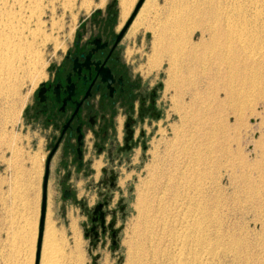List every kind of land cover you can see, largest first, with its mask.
<instances>
[{
  "label": "rangeland",
  "instance_id": "rangeland-1",
  "mask_svg": "<svg viewBox=\"0 0 264 264\" xmlns=\"http://www.w3.org/2000/svg\"><path fill=\"white\" fill-rule=\"evenodd\" d=\"M33 1L24 10V20L16 24L18 28L23 27L20 37L11 39L14 43L0 48V264H175L170 240L177 234L167 235L165 232L162 235L156 231L157 234H150L152 238L149 234L144 235L143 215L146 210L140 204L138 206L139 195L150 194L151 186L148 183L154 182V174L157 176L163 169L165 176L169 173L174 176L173 172L177 174L175 169L186 171L187 175L190 172L188 176L195 178V184L201 185L197 199H200L202 206L205 204L202 209L205 211L203 217L205 215L207 220V230L204 232L207 240L194 244L197 248L190 245V251L193 252L189 253L196 257L189 264H199L198 260L206 257V264H264V61L263 84L260 86L255 78L254 81L247 79L246 83L242 81L244 74L250 73L248 71L255 69L256 72L257 65H246V68L240 62L244 58L242 54H258L257 45L264 46V15L256 22L255 26H260L258 29L253 23L247 25L244 37L250 44L244 49L245 52L230 41L234 57H231L229 64L222 62L219 54L213 51L209 53L208 48L200 43L199 34L204 30L205 38L208 29L215 27H219L221 33L223 20L220 15L223 17L222 14L239 0L150 1L144 23L150 25L151 29L141 28L134 34L129 33L128 37L134 39L138 33L142 36L139 55L146 68L156 38L154 34L161 36L156 41L162 44L157 47L161 53L159 55H165H158L156 59L160 64L155 63L149 73L150 82L159 83L162 116L154 126L147 127L146 149L142 151L136 148L132 162L122 166V174L117 180L118 189L110 205L116 208V235L111 237L108 231L104 237L94 240L84 227L86 217L77 199L62 198L51 179L46 214L54 233L52 247L56 248V255L49 249L46 252L42 242L36 262L45 150L42 148L44 141L25 122L24 110L36 86L45 77L49 64L61 56L70 42L80 19L95 8L103 7L108 0H104L101 5V0ZM254 1L261 15L264 12V0ZM136 2L134 0L133 6ZM83 5L90 7L86 9ZM124 18L121 14V19ZM170 35H173L171 39ZM220 35L218 39L222 42L224 35ZM167 42L172 49L166 45ZM172 42H177V45ZM189 42L195 44L194 49H197L193 53L197 52L195 55L199 57L190 60L182 55L178 57L179 50L189 46ZM174 48H178L177 51ZM28 50L40 52V66L33 69L26 66ZM169 58L175 62H168ZM177 63L180 70L176 67ZM168 64H176L169 81ZM236 68L238 71H235ZM231 72H237V77H224ZM227 83L234 86L235 94L232 97L225 93L229 88ZM173 176L170 188L166 189V203L170 205L177 191L183 190L184 184L178 185L177 177ZM79 191L77 196L82 198L81 193L84 191ZM84 199L91 206L96 196L90 192ZM120 203L124 205L123 211L118 208ZM110 218L108 215L107 219Z\"/></svg>",
  "mask_w": 264,
  "mask_h": 264
},
{
  "label": "flooded vegetation",
  "instance_id": "flooded-vegetation-1",
  "mask_svg": "<svg viewBox=\"0 0 264 264\" xmlns=\"http://www.w3.org/2000/svg\"><path fill=\"white\" fill-rule=\"evenodd\" d=\"M133 8L122 20L118 2L108 0L83 16L23 115L44 141L46 205L52 179L62 198L77 199L94 240L108 231L115 237L116 208L110 205L122 166L132 162L136 148L146 149L147 127L162 116L159 83L150 82L139 55L142 36L128 37L137 14L125 27ZM90 192L96 200L88 206Z\"/></svg>",
  "mask_w": 264,
  "mask_h": 264
},
{
  "label": "bare ground",
  "instance_id": "bare-ground-1",
  "mask_svg": "<svg viewBox=\"0 0 264 264\" xmlns=\"http://www.w3.org/2000/svg\"><path fill=\"white\" fill-rule=\"evenodd\" d=\"M31 0H0V48L3 46H7V44H9L10 42L11 43H14L12 42L13 40L11 39H16L18 37H20V35L22 34L23 32V27L22 28H18L16 27V24L19 23L20 21L24 20L25 18V15H24V10L30 5V2ZM35 1V0H34ZM33 1V2H34ZM104 0H101L99 4H102ZM120 1V7H121V14H122V17L124 18L130 8L133 6V3H134V0H119ZM150 1L151 0H144L142 6L140 7L136 17L134 18L131 26H130V29H129V32L128 34H134L136 33L138 30H140L141 28H144V29H151L150 25L148 26L147 23L145 24L144 21H145V16H146V10L149 8L150 6ZM85 1H83L81 3L84 4ZM88 2V1H87ZM36 3V2H35ZM90 5V4H89ZM89 5H83V7L85 6L86 9H88V7H90ZM263 8V7H262ZM260 10L259 8L257 9V6H256V2L254 0H239V1H236V3H234V5L230 8V9H227V12H224L222 15L223 17L220 15L221 19L223 20V26L221 27V33H220V29L218 27V29H216L215 26L218 25V23L215 24V26H211V27H215V28H209L208 29V32H207V36L205 38H203L204 34H205V31L204 30H201V40H200V43H202L203 46H205V48H208V51L209 53H211L213 51V53H217V55L219 54L221 56V59L222 62L224 61L225 64H229V60H231V57L233 58L234 56L232 55V52H233V48L232 46L229 44L230 41L232 42V44L234 43L237 47V48H240L242 51H244V49H246L249 44H250V41L247 39V37H244V33H246L245 29L247 27V25L249 26L250 23H253L254 24V27H257V29L260 27L258 26H255L256 25V22H259L257 21L258 19L260 20L261 18H259L260 16H263L264 12L260 15ZM219 17V15H218ZM218 19V18H217ZM219 18V20H221ZM217 20V21H219ZM178 22V21H176ZM263 22V20H262ZM172 23V22H170ZM220 23V21H219ZM177 24V23H176ZM211 25V24H210ZM209 25V26H210ZM212 25H214L212 23ZM222 25V24H221ZM263 25V23H262ZM261 25V26H262ZM177 26V25H176ZM169 27V26H167ZM165 28V27H164ZM248 28V27H247ZM162 29V28H161ZM261 29V28H260ZM175 30V29H174ZM178 30V29H176ZM207 30V29H206ZM154 31V30H152ZM163 31V29H162ZM166 31V30H165ZM261 31V30H259ZM38 32V31H37ZM158 32V31H157ZM161 32V30L159 31ZM167 32V31H166ZM173 32V31H172ZM171 32V33H172ZM178 32V31H177ZM30 33V32H29ZM33 33V31H32ZM155 33V32H153ZM192 33V32H191ZM224 35V40L222 42H220V40L218 39V36L220 34ZM163 34V33H162ZM165 34V33H164ZM170 34V33H169ZM193 34V33H192ZM156 38L153 40L154 43H153V48L152 49V54L150 56V59H149V65L146 67V72L149 73L150 70L152 69L153 65L156 63V65H159L160 62L157 61V57L159 56H163L165 55L164 50L161 52L163 53V55H159L161 54L159 52V47H157L159 44L161 45L162 43L160 42L159 44H157V41L158 39H160V34L159 35H156ZM39 36V35H38ZM153 36V37H155ZM159 36V37H158ZM166 36V35H165ZM171 36V35H170ZM169 36V37H170ZM180 36V35H178ZM191 36V34L189 35V37ZM221 36V35H220ZM45 37V36H43ZM164 37V36H162ZM173 37V35L170 37V39ZM176 37V36H175ZM181 37V36H180ZM178 39V38H177ZM188 39V38H187ZM162 40V39H161ZM159 40V41H161ZM164 41L166 40L163 39ZM173 40V39H172ZM171 40V41H172ZM16 41V40H15ZM44 41V40H43ZM152 41V42H153ZM163 41V42H164ZM168 41V39H167ZM175 41V40H174ZM177 41V40H176ZM179 41V40H178ZM190 41V40H189ZM170 42V41H169ZM167 42L166 45L171 48V42L169 43ZM193 42V41H191ZM191 42H189V46L183 48V49H180L179 50V55L178 57H183L185 56L186 59L190 60L191 58L195 59V58H198L197 55H195L193 52H195L194 49L195 48V44H192ZM44 43V42H43ZM173 44H176L177 45V42L174 43L172 42ZM195 43V42H194ZM180 44V43H179ZM197 44V43H196ZM233 44V46H234ZM165 45V47H166ZM259 45V44H258ZM257 47H259V50H258V54H254V55H243L242 54V57L244 56V58L242 60H240L241 63H243V66H246V65H250V66H255L257 65V69H256V72L254 70H250L248 72L250 73H245L244 71V77L242 75V77L244 78L242 81L244 82L245 80V83H246V80H250V81H254V78L255 80L258 82L257 85H261L263 84V74H262V71H263V62L264 60H262V58H264V46L263 45H259ZM29 46V45H28ZM152 46V44H151ZM163 46V45H162ZM180 46V45H179ZM197 46V45H196ZM199 46V45H198ZM168 47V48H169ZM173 47V46H172ZM175 47V46H174ZM177 47V46H176ZM160 48H163V47H160ZM179 48V47H178ZM178 48H174V50L178 49ZM181 48V47H180ZM203 48V47H202ZM205 48H203L205 50ZM29 49V47H28ZM37 49V48H36ZM35 49V50H36ZM167 49V48H166ZM202 49V50H203ZM239 49V50H240ZM258 49V48H257ZM27 50V49H26ZM25 50V51H26ZM35 50H28L29 53H28V56H27V59H26V66H28V68H35L37 67L39 64H40V52L38 53L37 51ZM207 50V49H206ZM177 51V50H176ZM176 51L175 54H176ZM198 51V50H197ZM42 52V51H41ZM207 52V51H206ZM245 52V51H244ZM166 53H168L166 51ZM173 52H171L170 54H172ZM200 53V52H199ZM234 53V52H233ZM242 53V52H240ZM27 54V53H26ZM174 54V55H175ZM237 54V52H236ZM159 55V56H158ZM167 55V54H166ZM211 55V54H210ZM215 55V54H214ZM237 55H241V54H237ZM236 55V56H237ZM169 56V54H168ZM206 56V54H205ZM204 56V57H205ZM208 56V55H207ZM213 56V55H212ZM172 57V56H171ZM211 57V56H210ZM177 58V57H176ZM214 58V57H213ZM218 58V57H217ZM237 59V57H235ZM234 58V59H235ZM159 59V58H158ZM160 61H162V58L160 57ZM178 59V58H177ZM176 59V60H177ZM200 59V58H199ZM202 59V58H201ZM205 59V58H204ZM208 59H209V56H208ZM206 59V61L208 60ZM215 59V58H214ZM220 59V58H219ZM218 59V60H219ZM235 59V60H236ZM174 61V59H171L169 58L168 59V62L169 61ZM198 60V59H197ZM211 60V59H210ZM238 60V59H237ZM192 61H195V60H191ZM204 61V60H203ZM216 61V60H215ZM158 62V63H157ZM178 62V61H177ZM219 61H217V64H218ZM221 62V63H222ZM232 61H230L231 63ZM42 63V62H41ZM185 63V62H184ZM198 63V62H197ZM202 63V62H201ZM215 64V63H214ZM220 64V63H219ZM218 64V65H219ZM223 64V63H222ZM233 64V63H232ZM239 63H237L238 65ZM180 65V63H179ZM187 64H185L186 66ZM189 65V63H188ZM187 65V66H188ZM200 65V64H199ZM216 65V64H215ZM213 65V68L214 66ZM221 65V64H220ZM236 65V64H235ZM241 65V64H240ZM40 66V65H39ZM155 66V65H154ZM169 68H168V75H167V81H169L170 78V75L171 77H173V75L171 74L173 68H175L176 64H168ZM234 65H232L233 67ZM242 66V65H241ZM246 66V68L248 67ZM177 69H178V63H177ZM217 67V66H216ZM215 67V68H216ZM219 67V66H218ZM226 67H229V65H226ZM240 67V66H238ZM183 68V66H182ZM212 68V69H213ZM185 69V68H184ZM227 69V68H226ZM225 69V70H226ZM232 69V68H231ZM234 69V68H233ZM232 69V70H233ZM238 68H236L235 71H238L237 70ZM242 69V68H240ZM251 69V68H250ZM180 70V69H178ZM215 70V69H214ZM218 70V68H217ZM244 70V69H243ZM246 70V69H245ZM248 70V69H247ZM246 70V71H247ZM175 71V70H174ZM183 71H186V70H183ZM227 71V70H226ZM175 72H178L177 70ZM218 72V71H217ZM229 72V70H228ZM242 72V70L240 71ZM254 72V74H253ZM173 73V72H172ZM185 73V72H184ZM214 73L216 74V72L214 71ZM213 73V74H214ZM243 73V72H242ZM180 74V72H179ZM187 74V73H186ZM221 74V73H220ZM217 75V74H216ZM215 75V76H216ZM237 75V72L236 73H232L227 76H224V77H228V78H233ZM175 76L177 77V73H175ZM183 76V74H182ZM237 77V76H236ZM240 78V77H239ZM185 79V78H183ZM209 79V78H208ZM222 79V78H221ZM236 79V78H235ZM187 80V79H186ZM212 80V79H211ZM233 80V79H232ZM172 81V80H171ZM170 81V82H171ZM177 81V80H176ZM195 81V80H194ZM200 81V80H199ZM209 82V80H207ZM226 81V80H225ZM229 81V79L227 80ZM231 81V80H230ZM207 82V83H208ZM215 82V81H214ZM218 82V81H217ZM235 81H233L234 83ZM242 82V84H243ZM173 83V82H172ZM171 83V84H172ZM177 83V82H175ZM211 83V82H210ZM229 83V82H228ZM227 83V86L231 85L229 84L228 85ZM232 83V81H231ZM166 84V82H165ZM168 84V83H167ZM166 84V85H167ZM170 84V83H169ZM170 84V85H171ZM216 84V83H215ZM252 84V82H251ZM254 84V83H253ZM252 84V85H253ZM169 85V86H170ZM174 85V84H173ZM181 85V84H180ZM214 85V84H213ZM220 85V84H219ZM234 85V84H232ZM250 86V84H248ZM252 85H251V89H252ZM168 86V87H169ZM215 86V85H214ZM223 86V84H222ZM226 86V88H227ZM243 86V85H242ZM248 86V87H249ZM167 87V88H168ZM173 87V86H172ZM234 87V86H233ZM232 86H229V88H227L225 90V93L226 95H228V97H232L234 96L235 94V90L233 89ZM247 87V88H248ZM198 88V87H197ZM196 88V89H197ZM225 88V87H224ZM246 88V87H245ZM245 88H242V89H245ZM250 88V87H249ZM261 88V87H260ZM214 89V88H213ZM223 89V88H222ZM241 89V90H242ZM259 89V88H258ZM216 90V89H215ZM214 90V91H215ZM256 90V89H254ZM253 90V91H254ZM263 90V89H262ZM200 91V90H199ZM240 91V90H239ZM207 92V91H206ZM191 93V92H190ZM216 93V92H215ZM223 93V92H222ZM238 93V92H237ZM186 94V93H185ZM195 94V93H194ZM213 94V93H212ZM217 94V93H216ZM261 95V94H260ZM214 96V95H213ZM264 96V94H263ZM190 97V96H189ZM215 97V96H214ZM219 97V96H217ZM192 98V97H191ZM220 98V97H219ZM222 98V97H221ZM230 99V98H229ZM228 99V100H229ZM234 99V98H233ZM232 99V100H233ZM219 100V99H218ZM227 100V98H226ZM217 104V103H216ZM221 104V103H220ZM230 122V121H229ZM204 125V124H203ZM218 126V125H217ZM213 127V126H212ZM198 130V129H197ZM218 130V129H217ZM197 133V132H196ZM222 133V132H221ZM193 134V133H192ZM205 134V133H204ZM208 135V134H207ZM191 136V135H190ZM189 136V137H190ZM198 136V135H197ZM205 137V136H204ZM187 138V137H186ZM207 138V137H206ZM225 140V139H224ZM180 141V140H179ZM202 141V140H201ZM226 142V141H225ZM190 143V142H189ZM197 143V142H196ZM223 144V143H222ZM189 145V144H188ZM187 145V146H188ZM204 145V144H203ZM218 145V144H217ZM220 145V144H219ZM182 146V145H181ZM190 146V145H189ZM169 147V146H168ZM179 147V146H178ZM212 148V146H211ZM209 149V148H208ZM194 150V149H193ZM154 151V150H153ZM178 151V150H177ZM186 152V151H185ZM210 152V151H209ZM154 153V152H153ZM195 155V154H194ZM215 155V154H214ZM156 159V158H155ZM166 159V158H165ZM176 160V159H175ZM187 160V159H186ZM166 161V160H165ZM178 162V161H177ZM176 162V164H177ZM199 162V161H198ZM175 163V162H174ZM164 164V163H163ZM175 164V165H176ZM179 164V163H178ZM168 165V164H166ZM185 165V164H184ZM192 165V164H191ZM174 166V165H173ZM187 166V165H186ZM162 167V166H161ZM159 168V166H158ZM164 168V167H163ZM169 168V167H168ZM178 168V167H177ZM180 168V166H179ZM194 168V167H193ZM197 168V167H196ZM161 169V168H160ZM174 170V169H173ZM172 170V171H173ZM163 170L160 171V173L156 176L154 174V182L151 178V182L148 183L150 184V189H151V192L149 195H139V198H138V206L139 204L141 206H143V209L146 210L144 211V235L145 234H149V237L152 238L150 236V234L152 235L154 232L156 231H160L161 233L160 234H164L165 232L167 233V235H171L172 233H175L177 234L174 238H172L170 240V242L172 241V245L171 247H173V256H174V262L175 264H187L189 261L191 260H194L195 257L192 256L189 251H190V245H194V244H200V243H204V241H206V235H204L206 232V226H205V223H206V218H205V215L203 217V214H205L204 212V209H202V207L205 205L203 203V206L201 205V202H200V199H197V197L200 195L199 192L200 191V188H199V185L195 184L197 181H195L194 183V179L191 178L190 176H188L190 174L187 175V173H185L186 171H182V170H177L175 169V171H177V174L175 172L174 173V176L171 175L170 173L167 174L165 176V173L163 172ZM169 171V170H168ZM190 171V170H189ZM170 172V171H169ZM188 172V171H187ZM193 172V171H192ZM202 172V171H201ZM199 173H200V170H199ZM201 174V173H200ZM177 177V184H181L182 182H184V184L182 186H180L179 188H183V190L181 191H174V188H173V192L176 193V197L171 200L173 201L172 205L166 203V189L167 187L170 188V183L172 182L171 179L172 177ZM196 176V175H195ZM204 176V175H203ZM201 178V177H200ZM149 179V178H148ZM175 179V178H174ZM165 180V181H164ZM197 180V179H196ZM201 180V179H200ZM150 181V180H148ZM164 181V182H163ZM200 182V181H199ZM175 183V182H174ZM201 183V182H200ZM176 184V183H175ZM208 185V184H207ZM148 186V185H147ZM201 186V185H200ZM204 186V185H203ZM173 187V186H172ZM258 187V186H257ZM177 188V189H179ZM148 189V188H147ZM176 189V188H175ZM203 192H204V189H202ZM210 190V189H209ZM147 191V190H146ZM170 190H168L169 192ZM167 192V193H168ZM171 192V191H170ZM254 193V192H253ZM144 194V193H143ZM204 194V193H203ZM172 195V194H171ZM173 195V196H175ZM202 196V195H201ZM170 198V197H169ZM200 198V197H199ZM202 198V197H201ZM250 198V197H249ZM168 200V199H167ZM212 200V199H211ZM202 202H204L202 200ZM144 204V205H143ZM139 208V207H138ZM207 208V207H206ZM140 209V208H139ZM47 215L45 216V227H44V231H43V235H42V239H43V244L42 246L44 245V248H46V252L47 250L52 254H54V256L56 255V252H55V247L53 248L52 246L53 242V239L54 238V233H53V229H52V226L50 225L51 221L49 222L47 220ZM142 215V214H141ZM140 216V215H139ZM138 216V217H139ZM142 217V216H141ZM205 218V219H204ZM206 220V221H205ZM155 228H157L155 230ZM205 232V233H204ZM56 233V232H55ZM58 233V232H57ZM142 234V233H141ZM157 234V232H156ZM155 234V235H156ZM138 235V234H137ZM143 236V235H142ZM153 236V235H152ZM148 237V238H149ZM158 237V236H157ZM75 238V237H74ZM62 239V238H61ZM154 239V238H153ZM160 239V238H158ZM148 240H151V239H148ZM157 240V238H156ZM169 240V239H168ZM78 241V240H77ZM149 242V241H148ZM75 244H78L77 242ZM74 244V245H75ZM131 244V243H130ZM189 245V246H188ZM76 246V245H75ZM195 246V245H194ZM193 246V247H194ZM57 247V246H56ZM196 247V246H195ZM43 248V249H44ZM60 248V247H59ZM197 248V247H196ZM194 249V248H193ZM58 250V249H57ZM81 250V249H80ZM137 251V250H136ZM192 251V250H191ZM190 251V252H191ZM195 251V250H194ZM44 252V250H43ZM61 252V251H60ZM193 252V251H192ZM46 254V253H45ZM51 254V255H52ZM62 254V253H61ZM50 255V256H51ZM59 255V254H58ZM203 255V254H202ZM205 255V254H204ZM63 255H61L62 257ZM44 258V257H43ZM55 258V257H54ZM53 260V259H52ZM58 261V260H57ZM197 261V259H196ZM199 264H206L208 262V257H206V259H199ZM197 261V263H198ZM195 262V261H194ZM189 264V263H188ZM191 264V263H190Z\"/></svg>",
  "mask_w": 264,
  "mask_h": 264
},
{
  "label": "water",
  "instance_id": "water-1",
  "mask_svg": "<svg viewBox=\"0 0 264 264\" xmlns=\"http://www.w3.org/2000/svg\"><path fill=\"white\" fill-rule=\"evenodd\" d=\"M144 0H137L134 5L132 14L128 21L126 22L125 27L132 21L133 17L138 13L140 7L142 6ZM46 183H47V170L43 175L42 181V193H41V203H40V211H39V223H38V235H37V246H36V262L39 257L40 247L42 244V235L44 231V223L46 216Z\"/></svg>",
  "mask_w": 264,
  "mask_h": 264
},
{
  "label": "crops",
  "instance_id": "crops-1",
  "mask_svg": "<svg viewBox=\"0 0 264 264\" xmlns=\"http://www.w3.org/2000/svg\"><path fill=\"white\" fill-rule=\"evenodd\" d=\"M119 1V0H118ZM118 4H119V7H120V1L118 2ZM120 15H121V7H120Z\"/></svg>",
  "mask_w": 264,
  "mask_h": 264
}]
</instances>
